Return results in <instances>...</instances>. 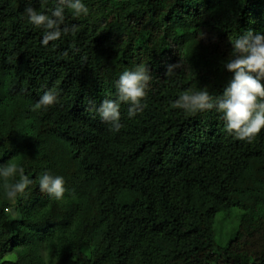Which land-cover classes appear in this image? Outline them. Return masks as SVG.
<instances>
[{"label":"trees","instance_id":"1","mask_svg":"<svg viewBox=\"0 0 264 264\" xmlns=\"http://www.w3.org/2000/svg\"><path fill=\"white\" fill-rule=\"evenodd\" d=\"M81 2L87 14L65 7L70 30L43 45L25 10L51 16L58 0H0V167L32 180L13 203L0 177V264H264V129L239 141L215 109L172 107L223 94L232 43L264 34V0ZM137 67L151 77L142 111L121 103L114 132L97 109ZM45 171L63 177L60 200L39 190ZM234 207L219 245L215 217Z\"/></svg>","mask_w":264,"mask_h":264},{"label":"clouds","instance_id":"2","mask_svg":"<svg viewBox=\"0 0 264 264\" xmlns=\"http://www.w3.org/2000/svg\"><path fill=\"white\" fill-rule=\"evenodd\" d=\"M65 7L72 10L74 16L87 14L88 8L81 0H58L57 7L51 16L37 13L32 7L26 8L28 21L37 28L45 29L41 43L47 45L49 41L60 38L62 31L66 34L70 29L64 22ZM230 58L224 67L233 73V78L224 89L221 96L213 97L207 90L196 92L186 91L172 104V107L183 109L185 112H197L215 109L221 115L227 134L234 135L239 141L252 140L264 129V34L253 33L249 30L239 36L234 43ZM179 64L169 65L166 76L172 75ZM151 79L146 67H137L133 71H125L116 82V99H104L97 109L102 121L111 125V130L118 132L122 125L120 120V104H129V118L142 111V99L146 96V88ZM57 100L54 91L45 92L34 105V110L47 108ZM17 175L19 179L16 180ZM0 177L3 178L5 197L15 203L19 195L32 183L24 168L11 160L0 167ZM14 181V182H10ZM64 179L53 176L45 171L39 178V190L50 198L60 200L65 192Z\"/></svg>","mask_w":264,"mask_h":264},{"label":"rangeland","instance_id":"3","mask_svg":"<svg viewBox=\"0 0 264 264\" xmlns=\"http://www.w3.org/2000/svg\"><path fill=\"white\" fill-rule=\"evenodd\" d=\"M239 209L232 208L228 214L217 213L215 217V240L225 244L233 236V227L237 224Z\"/></svg>","mask_w":264,"mask_h":264}]
</instances>
